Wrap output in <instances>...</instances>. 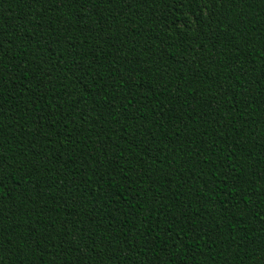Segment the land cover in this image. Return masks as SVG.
I'll use <instances>...</instances> for the list:
<instances>
[{
  "label": "trees",
  "instance_id": "obj_1",
  "mask_svg": "<svg viewBox=\"0 0 264 264\" xmlns=\"http://www.w3.org/2000/svg\"><path fill=\"white\" fill-rule=\"evenodd\" d=\"M0 264H264V0H0Z\"/></svg>",
  "mask_w": 264,
  "mask_h": 264
}]
</instances>
